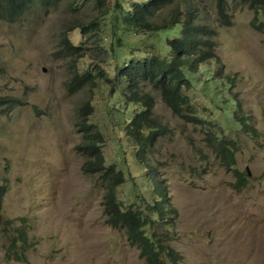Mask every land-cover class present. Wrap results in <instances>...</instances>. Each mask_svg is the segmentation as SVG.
Here are the masks:
<instances>
[{"label":"rangeland","instance_id":"obj_1","mask_svg":"<svg viewBox=\"0 0 264 264\" xmlns=\"http://www.w3.org/2000/svg\"><path fill=\"white\" fill-rule=\"evenodd\" d=\"M64 3L51 11L33 6L12 23L0 19V91L23 103L0 109V185L6 187L0 264H146L124 230L107 223L102 181L83 173L85 158L75 149L80 141L76 123L88 101L87 119L104 136L106 163L115 164L125 176L116 188L117 202L123 208L143 207V197L152 198V176L137 162L135 145L124 134L126 122L139 107L123 103L121 88L112 96L109 83L71 86L77 73L95 65L104 66L113 78L115 66L132 50L116 48L121 53L116 58L104 31L90 34L86 41L90 58L74 59L64 53L63 36L75 45L82 40L77 33H68L70 26L76 20L88 23L97 14L90 1L73 9ZM173 3L199 14L214 29L222 76L235 79L216 101L225 102L229 91L237 100L230 107L235 120L248 122L238 129L232 117L209 103L214 90L206 75L216 71L214 63L200 67L197 94L191 95L206 121L202 125L175 116L159 93L150 90L154 115L169 128L158 138L150 164L168 187L177 215L147 232L176 252L175 264H264V9L258 14L241 0H226L229 22L221 25L214 0ZM127 37L125 43L140 50L150 43L146 35ZM215 131L234 148L231 167L218 153ZM17 228L28 239L21 259L8 255Z\"/></svg>","mask_w":264,"mask_h":264},{"label":"trees","instance_id":"obj_2","mask_svg":"<svg viewBox=\"0 0 264 264\" xmlns=\"http://www.w3.org/2000/svg\"><path fill=\"white\" fill-rule=\"evenodd\" d=\"M88 1L97 11L96 16L88 23L76 20L67 31L77 33L82 40L79 45H75L68 35L63 36L60 40L61 50L74 59L92 56L88 54L86 41L90 40V34L100 35L105 31L112 41L109 49L116 58L121 55L114 51L116 48L119 50L129 46L132 51L126 61L115 66L113 78L108 77L109 72L104 66L95 65L91 70L77 73L71 86L77 89L83 85L97 87L99 82L109 83L112 96L121 88L123 103L126 106L131 104L139 107L126 122L124 134L135 145L137 162L152 176V198H141L143 207L131 204L123 208L117 202L116 188L125 182V176L115 164L106 163L102 150L104 136L98 126L87 119L90 113L88 101L81 106L83 112L76 123L80 141L75 149L85 158L82 171L101 179L102 207L107 223L114 229L124 230L127 240L139 250L146 264H175L176 252L163 244L164 241L158 235L147 232V228L155 223H166L177 215L168 196V187L150 164L158 138L169 131L163 120L154 115L156 103L150 90L159 93L162 103L175 116L186 122L202 125L206 121L199 116L200 111L191 98V95L197 94L196 85L200 80L196 76L200 67L210 63L218 65L216 71L206 75V81L211 83L210 88L214 90V96L209 99V103L234 120L236 116L234 117L230 107L237 100L231 97L229 91L222 104L219 105L216 99L219 98L218 94L224 92V88L229 89L235 84V79L222 76V67L219 66L221 60L215 53L214 29L203 23L199 14L182 4L174 5L173 0H0V19L12 23L28 13L33 6L38 5L51 11L59 9L63 3L67 9H73ZM241 1L255 13L259 14L264 9V0ZM214 2L218 22L227 25L229 16L226 12V0ZM131 34L147 36L150 43L143 44L145 50L125 43V40L128 41L127 36ZM96 49L100 50L95 48L94 51ZM101 49L104 50V46ZM2 73L0 66V77ZM18 104L23 105L22 101L3 95L0 91V109ZM235 121L238 129L248 122L245 118ZM215 135L218 153L225 165L231 167L234 163V148L218 132ZM208 139L212 140L213 135ZM5 193L6 187L0 185V213ZM27 240L26 233L17 228L11 238L8 255L21 259L27 248Z\"/></svg>","mask_w":264,"mask_h":264}]
</instances>
